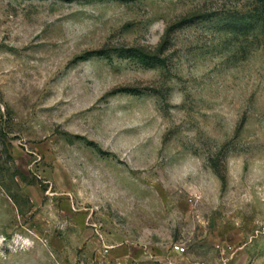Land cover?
Returning <instances> with one entry per match:
<instances>
[{"label": "rangeland", "instance_id": "1", "mask_svg": "<svg viewBox=\"0 0 264 264\" xmlns=\"http://www.w3.org/2000/svg\"><path fill=\"white\" fill-rule=\"evenodd\" d=\"M0 264H264L262 3L0 0Z\"/></svg>", "mask_w": 264, "mask_h": 264}, {"label": "built area", "instance_id": "2", "mask_svg": "<svg viewBox=\"0 0 264 264\" xmlns=\"http://www.w3.org/2000/svg\"><path fill=\"white\" fill-rule=\"evenodd\" d=\"M174 249L180 253H184L186 251V246L181 243L176 242L174 244Z\"/></svg>", "mask_w": 264, "mask_h": 264}, {"label": "trees", "instance_id": "3", "mask_svg": "<svg viewBox=\"0 0 264 264\" xmlns=\"http://www.w3.org/2000/svg\"><path fill=\"white\" fill-rule=\"evenodd\" d=\"M260 3H262L263 7H264V0H258Z\"/></svg>", "mask_w": 264, "mask_h": 264}]
</instances>
